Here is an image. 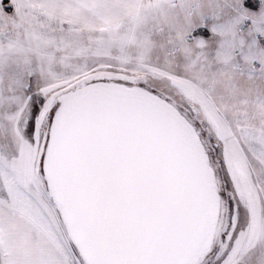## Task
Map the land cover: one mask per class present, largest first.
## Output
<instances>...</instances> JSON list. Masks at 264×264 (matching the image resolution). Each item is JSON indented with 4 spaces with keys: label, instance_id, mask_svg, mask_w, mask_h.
Masks as SVG:
<instances>
[{
    "label": "snow or ice",
    "instance_id": "6c2138e0",
    "mask_svg": "<svg viewBox=\"0 0 264 264\" xmlns=\"http://www.w3.org/2000/svg\"><path fill=\"white\" fill-rule=\"evenodd\" d=\"M0 264H264V0H0Z\"/></svg>",
    "mask_w": 264,
    "mask_h": 264
}]
</instances>
